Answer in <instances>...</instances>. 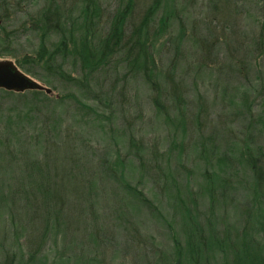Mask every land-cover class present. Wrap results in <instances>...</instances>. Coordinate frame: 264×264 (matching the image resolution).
I'll use <instances>...</instances> for the list:
<instances>
[{
	"label": "rangeland",
	"instance_id": "1",
	"mask_svg": "<svg viewBox=\"0 0 264 264\" xmlns=\"http://www.w3.org/2000/svg\"><path fill=\"white\" fill-rule=\"evenodd\" d=\"M3 1L9 17L0 24L10 33L5 47L18 56L30 54L38 45L39 33L31 18H36L42 7L58 4L67 26L81 21L85 7V0ZM92 1L100 10L99 33H105L123 0ZM151 1L133 0V16L126 22V33ZM162 17L166 18V29L156 35V58L161 71L173 56L177 40L182 42L176 66L183 82L188 117L182 133L175 132L157 114L146 82L139 74H133L120 56L94 71L83 84L60 80L40 64L21 68L13 57L0 58L12 60L23 73L51 89L47 93L0 88V262L7 254L15 253L17 264H80L81 256L94 254L99 264H154L158 255L151 256L150 248L156 253L171 252L173 195L184 192L185 187L202 186L205 169L218 172L219 177L228 176L231 183L227 199H220L215 207L218 226L241 224V207L250 199L252 180L241 149L246 146L264 165V0H161L150 34L157 30ZM72 25L77 37L78 30ZM46 37L49 43L59 39L54 32ZM63 66L81 79L80 65L73 57L68 56ZM68 93L90 109L66 97ZM65 135L70 150L86 167L103 156L110 164L116 156L126 158L125 165L123 170L118 166L116 172L105 176L108 193L105 191L102 196L109 203H104L101 196L94 204V214L87 215L88 223L100 227L102 244H84L71 231L63 234L55 227L29 262L28 251L35 247L39 230L23 225L7 198L9 186L25 177L29 162L44 161L52 144L64 150ZM130 136L143 140L145 156L149 157L152 146L162 153L156 154L158 170L150 169L149 159L144 167L137 161L136 150L128 146ZM177 141L183 144L182 167L176 162L178 150L172 146ZM211 147L232 158L226 163L214 158L206 163V158L199 156L200 151ZM120 173L129 184L143 188L157 210L137 202L125 190ZM109 191L116 194V204L110 203L113 198ZM206 208V200L201 199L200 209ZM138 245L144 250L137 249ZM262 258L264 261V255Z\"/></svg>",
	"mask_w": 264,
	"mask_h": 264
},
{
	"label": "trees",
	"instance_id": "2",
	"mask_svg": "<svg viewBox=\"0 0 264 264\" xmlns=\"http://www.w3.org/2000/svg\"><path fill=\"white\" fill-rule=\"evenodd\" d=\"M160 1L152 0L139 16L137 23L132 25L130 32L126 33L125 25L133 16L134 2L123 0L112 16L107 31L102 34L98 29L100 10L94 1L85 0L81 21H72L69 26L59 5L48 3L41 8L36 18H31L34 29L39 33V42L30 54L24 53L18 56L6 48V43L10 41V33L8 34L9 31L2 23L0 24V58L13 57L21 68L25 64H40L48 73L60 80L83 84L94 71L120 56L127 68L133 74H139L146 82L152 92L151 100L157 114L162 115L175 132L182 133L188 123L183 82L176 72L177 55L182 42L177 40L173 56L169 59L166 69L161 71L156 58L158 44L156 35L162 34L166 29V18L162 17L157 30L152 34L149 33L153 15L160 6ZM8 17L6 2L0 0V19L4 22ZM72 24L78 30L77 37H74L72 32ZM50 32L59 35L56 43H49L46 36ZM68 56L79 63L81 79H76V76L74 77L63 66ZM58 57L61 59L58 60ZM65 96L74 100L80 107L90 109L73 94L68 93ZM65 136L64 150L61 146L52 144V150L46 153L44 161L29 162V167L26 166L24 169L25 177L9 186L7 198L10 199L15 212L21 216L23 225H28V229L33 231L35 228L36 231L39 230L37 241L34 242L35 247L28 251L29 262L37 256L48 232L55 227L63 234L71 231L84 244L90 242L96 246L102 244L100 242L102 239L99 238L100 227L95 223H88L87 215L94 214V204L100 200L103 192L108 193L104 185L105 176L116 172L118 166L123 170L125 165L126 158L121 159L120 156H116L110 164L107 157L103 156L96 164L86 167L75 156V152L70 150L67 135ZM139 139L132 136L128 138V146L136 150L135 158L142 167L149 159L150 169L158 170L156 154L162 153L152 146L149 149V157L145 156L142 151L143 140ZM172 146L178 150L176 162L182 167L180 158L183 150L182 141H177ZM240 155L247 162L252 174L249 186L251 196L241 207L243 212L241 224L237 227L218 226L214 218L215 207L220 199L222 201L227 199L231 183L228 176L219 177L218 172L205 169L202 186L198 189L185 187L184 192L177 191L173 195L171 206L174 208V213L169 224L171 252L156 253L150 248L151 256L158 255L154 264H264L261 260L264 255V165L261 158L252 155L246 146L241 149ZM199 156L206 158V163L213 158L219 163H226L228 158H232L226 152L222 155L218 154L214 147L209 150L202 148ZM168 169L171 172V167ZM121 177L125 190L137 202L148 209L157 210L143 188L129 184L124 179L123 173ZM173 184H176L175 178ZM108 195L113 198L110 203L116 204V194L109 191ZM102 197L104 203H109V200L104 199L105 196ZM201 199L206 200V209H200ZM107 205L110 209L114 208L113 205ZM137 249L144 250L141 245H138ZM81 257L80 264H99L96 262L98 257L94 254L90 257ZM0 264H17V255L7 254Z\"/></svg>",
	"mask_w": 264,
	"mask_h": 264
},
{
	"label": "water",
	"instance_id": "3",
	"mask_svg": "<svg viewBox=\"0 0 264 264\" xmlns=\"http://www.w3.org/2000/svg\"><path fill=\"white\" fill-rule=\"evenodd\" d=\"M0 88L14 92L34 89L47 93L51 91L50 88L23 73L10 59L0 60Z\"/></svg>",
	"mask_w": 264,
	"mask_h": 264
}]
</instances>
